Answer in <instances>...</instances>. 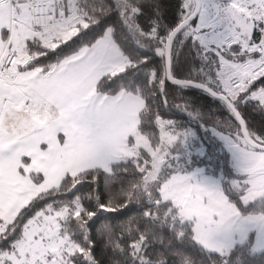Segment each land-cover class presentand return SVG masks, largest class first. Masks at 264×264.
<instances>
[{"label": "snow or ice", "instance_id": "6c2138e0", "mask_svg": "<svg viewBox=\"0 0 264 264\" xmlns=\"http://www.w3.org/2000/svg\"><path fill=\"white\" fill-rule=\"evenodd\" d=\"M0 264H264V0H0Z\"/></svg>", "mask_w": 264, "mask_h": 264}]
</instances>
